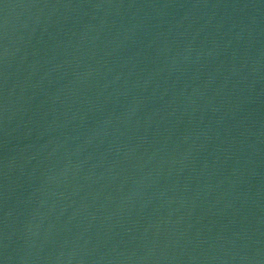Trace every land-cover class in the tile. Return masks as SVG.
I'll list each match as a JSON object with an SVG mask.
<instances>
[{"label":"water","instance_id":"1","mask_svg":"<svg viewBox=\"0 0 264 264\" xmlns=\"http://www.w3.org/2000/svg\"><path fill=\"white\" fill-rule=\"evenodd\" d=\"M3 264H264V0H0Z\"/></svg>","mask_w":264,"mask_h":264},{"label":"snow or ice","instance_id":"2","mask_svg":"<svg viewBox=\"0 0 264 264\" xmlns=\"http://www.w3.org/2000/svg\"><path fill=\"white\" fill-rule=\"evenodd\" d=\"M0 264H3V262H2V261H0Z\"/></svg>","mask_w":264,"mask_h":264}]
</instances>
